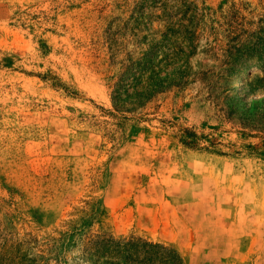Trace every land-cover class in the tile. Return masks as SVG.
I'll list each match as a JSON object with an SVG mask.
<instances>
[{"label": "rangeland", "instance_id": "1", "mask_svg": "<svg viewBox=\"0 0 264 264\" xmlns=\"http://www.w3.org/2000/svg\"><path fill=\"white\" fill-rule=\"evenodd\" d=\"M162 39L176 82L116 109ZM262 98L264 0H0V264H107L96 235L264 264Z\"/></svg>", "mask_w": 264, "mask_h": 264}, {"label": "trees", "instance_id": "2", "mask_svg": "<svg viewBox=\"0 0 264 264\" xmlns=\"http://www.w3.org/2000/svg\"><path fill=\"white\" fill-rule=\"evenodd\" d=\"M143 21L144 16L139 15L134 24L139 26ZM163 40L143 50L136 57L132 52V62L126 77L120 78L112 91V101L116 109H121L126 104H132V109L140 107L156 93L176 82L170 77H161V66L173 60L168 55L159 58ZM125 80H129L130 83L124 85ZM260 101L264 102V98ZM88 242L89 248L94 250L96 259L104 258L107 264H183L181 256L174 249L141 238L125 241L96 235L95 239Z\"/></svg>", "mask_w": 264, "mask_h": 264}]
</instances>
